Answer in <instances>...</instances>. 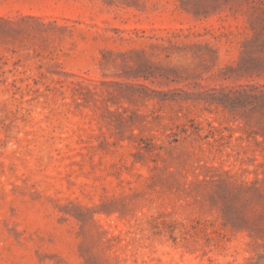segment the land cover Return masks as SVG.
Instances as JSON below:
<instances>
[{
	"label": "rangeland",
	"instance_id": "1",
	"mask_svg": "<svg viewBox=\"0 0 264 264\" xmlns=\"http://www.w3.org/2000/svg\"><path fill=\"white\" fill-rule=\"evenodd\" d=\"M0 264H264V0H0Z\"/></svg>",
	"mask_w": 264,
	"mask_h": 264
}]
</instances>
